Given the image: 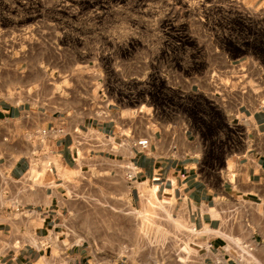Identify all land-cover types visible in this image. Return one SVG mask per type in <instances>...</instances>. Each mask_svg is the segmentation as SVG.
Wrapping results in <instances>:
<instances>
[{
  "label": "crops",
  "instance_id": "1",
  "mask_svg": "<svg viewBox=\"0 0 264 264\" xmlns=\"http://www.w3.org/2000/svg\"><path fill=\"white\" fill-rule=\"evenodd\" d=\"M236 1L249 6L237 14L249 30L226 42L214 32L192 47L172 42L164 55L181 49V72H160L144 97L137 88L111 93L103 79L96 101L67 102L47 70L24 66L17 51L0 55V264H119L70 242L66 222L84 190L97 187L135 208L148 190L195 228L198 264H239L238 243L264 264V0ZM250 15L258 19L246 22ZM59 128L66 133H41ZM141 137L146 148L134 145Z\"/></svg>",
  "mask_w": 264,
  "mask_h": 264
},
{
  "label": "rangeland",
  "instance_id": "2",
  "mask_svg": "<svg viewBox=\"0 0 264 264\" xmlns=\"http://www.w3.org/2000/svg\"><path fill=\"white\" fill-rule=\"evenodd\" d=\"M240 7L249 6L236 0H0V55L17 51L24 66L47 70L67 102L96 101L103 79L111 93L137 88L144 97L143 85L160 72H181L185 53L164 55L172 42L185 38L192 47L191 39L210 32L226 42L249 30L237 15ZM138 74L153 76L141 81ZM147 191L135 208L123 195L86 188L66 222L70 242L89 243L119 264H198L191 230Z\"/></svg>",
  "mask_w": 264,
  "mask_h": 264
},
{
  "label": "built area",
  "instance_id": "3",
  "mask_svg": "<svg viewBox=\"0 0 264 264\" xmlns=\"http://www.w3.org/2000/svg\"><path fill=\"white\" fill-rule=\"evenodd\" d=\"M50 132V134H55V135H58V134H65L66 131H64L63 128H59V129H54V130H51V131H47L46 129H43L41 130V133L42 134H46ZM73 132H75L76 134H78V130L75 128L73 130ZM96 142V145H99V140L100 141H103V137L100 136L98 138H95L94 139ZM149 144V138L148 137H141L139 139H137L135 142H134V145L135 146H138L139 148H146ZM136 167L135 166H131V165H128L127 166V173H126V177L127 179H132L134 177V174L136 172ZM235 208H232L230 209L228 212H229V219L232 218L234 216V213L235 212ZM191 230H195V228H191ZM253 247L250 246L248 243H238L236 245V256H237V262L239 264H252V249Z\"/></svg>",
  "mask_w": 264,
  "mask_h": 264
},
{
  "label": "bare ground",
  "instance_id": "4",
  "mask_svg": "<svg viewBox=\"0 0 264 264\" xmlns=\"http://www.w3.org/2000/svg\"><path fill=\"white\" fill-rule=\"evenodd\" d=\"M193 232V231H192ZM237 242V241H236Z\"/></svg>",
  "mask_w": 264,
  "mask_h": 264
}]
</instances>
